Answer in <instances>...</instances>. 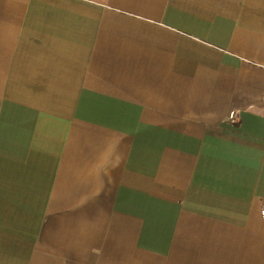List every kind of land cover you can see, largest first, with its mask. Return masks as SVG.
<instances>
[{"label": "crops", "instance_id": "1", "mask_svg": "<svg viewBox=\"0 0 264 264\" xmlns=\"http://www.w3.org/2000/svg\"><path fill=\"white\" fill-rule=\"evenodd\" d=\"M0 264H264V0H0Z\"/></svg>", "mask_w": 264, "mask_h": 264}]
</instances>
